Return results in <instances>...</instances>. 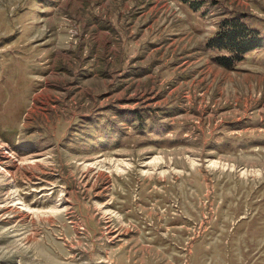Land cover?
Wrapping results in <instances>:
<instances>
[{"label":"rangeland","instance_id":"374dc122","mask_svg":"<svg viewBox=\"0 0 264 264\" xmlns=\"http://www.w3.org/2000/svg\"><path fill=\"white\" fill-rule=\"evenodd\" d=\"M0 264H264V0H0Z\"/></svg>","mask_w":264,"mask_h":264},{"label":"trees","instance_id":"16d2710c","mask_svg":"<svg viewBox=\"0 0 264 264\" xmlns=\"http://www.w3.org/2000/svg\"><path fill=\"white\" fill-rule=\"evenodd\" d=\"M234 19H236V20H234ZM237 19H240L239 17L237 18V17H231L230 18V21L228 22V29H227V32L229 31V33H231V32H233L235 29L233 28V26H235L234 25V23H232L233 21H238ZM219 33V32H218ZM217 39V35L214 37V38H212L211 40H212V42L214 43V44H216L215 42L217 41L216 40ZM219 39V38H218ZM219 41V40H218ZM223 41H224V43L227 41V37H223ZM218 43V42H217ZM220 44V43H219ZM217 47H221V46H219L218 44L216 45Z\"/></svg>","mask_w":264,"mask_h":264}]
</instances>
